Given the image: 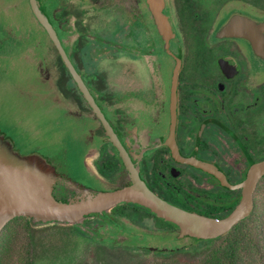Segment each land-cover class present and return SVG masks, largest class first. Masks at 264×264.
Segmentation results:
<instances>
[{
	"label": "flooded vegetation",
	"instance_id": "obj_1",
	"mask_svg": "<svg viewBox=\"0 0 264 264\" xmlns=\"http://www.w3.org/2000/svg\"><path fill=\"white\" fill-rule=\"evenodd\" d=\"M36 1L77 79L31 0H0V13L28 14L42 31L30 45L36 97L61 111L73 137L49 152L39 142L18 146L0 131V164L46 180L55 203L91 202L139 180L171 206L229 217L251 169L264 162V0ZM21 30L0 24L12 40L0 41V50L28 47ZM262 195L264 175L249 216L209 240L182 237L176 224L134 202L76 222L23 218L33 228L76 230L82 257L148 260L193 253L254 227Z\"/></svg>",
	"mask_w": 264,
	"mask_h": 264
},
{
	"label": "rangeland",
	"instance_id": "obj_2",
	"mask_svg": "<svg viewBox=\"0 0 264 264\" xmlns=\"http://www.w3.org/2000/svg\"><path fill=\"white\" fill-rule=\"evenodd\" d=\"M7 21L22 27V33L17 36L29 37V45L23 48L11 45L0 50V131L13 139L18 138V146L22 142L30 148L39 142L43 150L50 152L52 144L61 137H73V127L61 111L36 97L38 63L31 59L30 45L34 47L31 43H36L35 37L43 34L28 14L7 19L0 13V24ZM0 41L12 40H8L7 34L0 33ZM259 205L258 218L252 229L255 240L245 245L240 264H264V195L259 199ZM28 229L27 220L20 218L3 231L0 264H19L32 246L35 264H96V260L99 264L97 258L79 255L82 237L74 229L54 225ZM152 260L155 259H148L143 264Z\"/></svg>",
	"mask_w": 264,
	"mask_h": 264
},
{
	"label": "water",
	"instance_id": "obj_3",
	"mask_svg": "<svg viewBox=\"0 0 264 264\" xmlns=\"http://www.w3.org/2000/svg\"><path fill=\"white\" fill-rule=\"evenodd\" d=\"M33 11L39 22L47 29L51 39L66 59L72 76L79 77L50 24L42 14L36 0H31ZM264 175V162L255 165L243 184L244 194L241 204L225 219H213L190 213L158 198L139 180L129 189L103 194L94 201L83 204H61L48 201L46 187L48 183L30 172L13 171L0 164V234L14 219L27 217L33 223L76 222L85 214L100 212L120 202H134L154 211L159 217L176 224L182 237L215 239L223 236L239 221L249 216L253 209L252 193L260 178ZM41 189V190H40ZM40 190V191H39Z\"/></svg>",
	"mask_w": 264,
	"mask_h": 264
},
{
	"label": "trees",
	"instance_id": "obj_4",
	"mask_svg": "<svg viewBox=\"0 0 264 264\" xmlns=\"http://www.w3.org/2000/svg\"><path fill=\"white\" fill-rule=\"evenodd\" d=\"M23 218V217H22ZM20 219V218H17ZM15 219V220H17ZM26 219V218H25ZM14 220V221H15ZM27 220V219H26ZM28 230L31 226L29 221ZM253 227L244 226L229 237L222 240L201 244L194 247V252H186L173 257H160L157 261H151V264H240L242 260V250L246 244H251L255 240ZM221 242V243H220ZM33 245V244H32ZM31 245V246H32ZM99 264H143L146 259H105L98 258ZM148 263V264H149ZM19 264H35L33 255V246L22 258Z\"/></svg>",
	"mask_w": 264,
	"mask_h": 264
}]
</instances>
